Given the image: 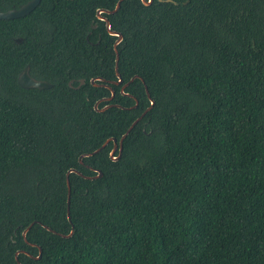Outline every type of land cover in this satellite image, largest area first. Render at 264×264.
Returning <instances> with one entry per match:
<instances>
[{"label": "trees", "instance_id": "trees-1", "mask_svg": "<svg viewBox=\"0 0 264 264\" xmlns=\"http://www.w3.org/2000/svg\"><path fill=\"white\" fill-rule=\"evenodd\" d=\"M118 1L41 0L0 19V264H264V0H123L103 13L123 34L136 108L109 82L117 38L96 15ZM27 65L53 86L23 88ZM99 76L114 91L104 111ZM145 86L155 103L121 157L111 141L80 161L119 143L151 104ZM71 168L83 175L69 174L70 221Z\"/></svg>", "mask_w": 264, "mask_h": 264}, {"label": "water", "instance_id": "water-1", "mask_svg": "<svg viewBox=\"0 0 264 264\" xmlns=\"http://www.w3.org/2000/svg\"><path fill=\"white\" fill-rule=\"evenodd\" d=\"M41 0H29L27 3L25 4H22L20 7L18 8H12V9H9L7 11H0V19H9V18H16V17H21V16H24L26 14H29L33 9H35L37 7V5L40 3ZM123 0H119L114 9H106V8H97V11H96V15L97 17L100 19V20H103L105 21L106 23V28L108 29L110 35L112 36H115L117 39L114 43V49H115V52H116V64H115V70H116V76H117V80L116 81H109L110 83L112 84H116V85H121L122 84V87H121V92L125 95H128V96H131L132 98H134L136 101H135V104L131 107V108H136L138 106V100L132 95V94H129V93H126L125 92V88L132 82L134 81V79L137 77V75H135L134 77H132L130 79V81L126 82V83H123V78L121 76V73L119 72V59H120V55H119V51H118V45L122 42L123 40V34L117 30H113L111 28V23L109 21V19L103 15V13H106V14H112V13H115L116 11H118L121 7V3H122ZM153 0H142V2L146 5L148 4H151ZM162 1V0H161ZM165 1H171V0H165ZM93 28H96L97 27V24L95 25H92ZM23 39L22 38H16V41L20 42L22 41ZM97 80H101L102 83H97L96 81ZM18 82L19 84L22 86V87H25V88H31V87H37L39 89H47V88H50L53 86L52 83H50L48 80H45V79H38L36 77H34L33 75H31L30 73V65H27L23 71L19 74V77H18ZM109 82H106V80L99 76V77H95V78H92L91 79V83L95 86H105L109 89H111L112 91V95L110 97H105V98H102V99H99L96 103H95V109L98 110V111H104L106 110L107 108L115 105V104H107L105 105L104 107L102 108H99V104L103 101H110L113 96H114V91L112 90L111 86H110V83ZM73 80H71L69 82L70 86H73ZM85 83V80L84 79H80V83L79 85L77 86V88H79L82 84ZM146 88V91H147V95L150 99V102L151 104L149 105V107L146 108V110L138 117L136 118L132 124L130 125V127L127 129V131L122 135L119 143L117 141L116 138L114 137H111V138H108L99 148H97L95 151L93 152H90V153H84L83 155H81L80 157V161H82V157L84 156H90L94 153H97L99 152L101 149L105 148L111 141H113V148L110 152V156L113 160H118L120 157H121V154H122V151H123V143H124V139L127 137V135L129 134V132L132 130V128L143 118V116L153 107L154 103H155V100L152 98V96L150 95L149 93V90L147 88V86H145ZM117 105V104H116ZM120 107V105H117ZM119 150L118 152V155H115L116 151ZM71 172H74V173H77L79 175H83L81 171H79L78 169L76 168H71L69 169V171L67 172V185H68V218L69 220L71 221V215H70V203H69V200H70V195H71V185H70V181H69V174ZM85 176V175H84ZM102 176V172L100 170H98V173L97 175L95 176H85V177H88L90 179H95V178H98V177H101ZM33 224V223H32ZM29 225L24 231H23V235L26 239V233L28 232V230L30 229V227L32 226ZM47 228L49 230L52 231V229L50 227L47 226ZM55 232V231H54ZM74 233V228L72 229V231L68 234V235H64L66 237H70L72 234ZM31 245H34V246H38L37 244H34V243H30ZM39 247V254L38 256H35L34 258L35 259H40L41 256H42V248L40 246ZM20 252H24L30 256H32L31 254H29L28 252L24 251V250H18L16 252V258L18 259V255ZM18 264H23L21 263L20 261L18 262Z\"/></svg>", "mask_w": 264, "mask_h": 264}, {"label": "flooded vegetation", "instance_id": "flooded-vegetation-1", "mask_svg": "<svg viewBox=\"0 0 264 264\" xmlns=\"http://www.w3.org/2000/svg\"><path fill=\"white\" fill-rule=\"evenodd\" d=\"M103 15H104V14H103ZM104 16H105V15H104ZM121 87H122V84H121ZM120 90H121V88H120ZM112 99H113V98H112ZM112 99H111V100H112ZM117 151L119 152V150H117Z\"/></svg>", "mask_w": 264, "mask_h": 264}, {"label": "clouds", "instance_id": "clouds-1", "mask_svg": "<svg viewBox=\"0 0 264 264\" xmlns=\"http://www.w3.org/2000/svg\"><path fill=\"white\" fill-rule=\"evenodd\" d=\"M23 71V70H22ZM19 77V76H18ZM19 83V82H18ZM80 83V82H79ZM73 84V83H72ZM144 117V116H143ZM117 152V151H116Z\"/></svg>", "mask_w": 264, "mask_h": 264}, {"label": "bare ground", "instance_id": "bare-ground-1", "mask_svg": "<svg viewBox=\"0 0 264 264\" xmlns=\"http://www.w3.org/2000/svg\"><path fill=\"white\" fill-rule=\"evenodd\" d=\"M24 88V87H23ZM51 88V87H50Z\"/></svg>", "mask_w": 264, "mask_h": 264}]
</instances>
